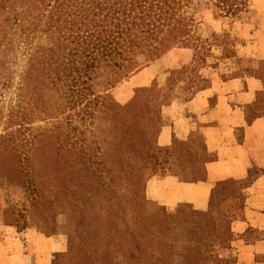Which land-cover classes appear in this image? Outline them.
I'll list each match as a JSON object with an SVG mask.
<instances>
[{"label":"rangeland","instance_id":"obj_1","mask_svg":"<svg viewBox=\"0 0 264 264\" xmlns=\"http://www.w3.org/2000/svg\"><path fill=\"white\" fill-rule=\"evenodd\" d=\"M98 1V4L64 6L37 4L35 14L39 27L25 36L20 35L21 40L17 39L19 32L11 34V49L4 51L1 58L6 62L3 70L9 80L0 86V198L7 204L4 220L10 223L14 219L16 201H22L21 206L29 209V199L34 195L43 216L33 218L29 210L21 216L46 229L56 227L66 235L67 244L69 230L75 225L67 226L66 210L56 206L57 178L64 181L69 190L66 194H71L75 200L70 211L77 222L81 206L76 200L82 193L92 208H99L97 198L106 192L112 200L116 195L120 197L122 170L135 168L138 174L135 193L146 201L141 208L142 215L149 223L162 215L161 207L146 198L143 183L148 160V148L144 145L148 143L149 148L153 147V139L145 132H127L133 127V123L126 120L128 117H142L156 127L162 104L206 84L207 77L201 78L203 70L214 71L223 80L254 75L264 82V59L260 54L264 38V0L231 4L237 10L227 14L223 4H211L207 0H179L178 4H157L159 0H146L141 4L136 0L135 4H115L114 7L105 4L106 0ZM127 10L144 24L135 34L140 51L123 61L122 69L108 72L102 68L100 47H96L94 53L98 61L88 68L94 74L86 85L77 84L82 74L75 71L74 61L90 63V49L83 48L75 56L76 34L79 37L86 34L87 22L102 25L106 16H118ZM51 21L54 29L48 30L46 24ZM170 27H175V31L166 37L164 48L152 49L154 36L159 38ZM32 60L37 66L33 73L41 82L25 86L20 78ZM151 65L158 71L153 79L149 70H144ZM77 67L82 70L84 64ZM80 87L91 95L75 99L73 91ZM248 112L249 117L264 114V90L256 94ZM175 156L180 158L184 154L175 151ZM177 171L186 180L202 177L197 166ZM24 178L26 183L22 184ZM224 186L232 194L236 193L234 185ZM192 212L195 211L179 210L177 215L179 218L181 213ZM207 212L201 216L187 214L184 218L189 223L199 221L205 231L210 230L204 241L206 245L220 238L219 247L212 254L208 252L212 255L208 264H221L214 261L213 254L217 249L226 248L231 239L227 229L230 211L220 205V200H215ZM87 220L86 230H90L95 220L92 217ZM194 231L195 238L199 237L195 228ZM59 258L57 254L54 264ZM60 262L62 264L63 259Z\"/></svg>","mask_w":264,"mask_h":264},{"label":"crops","instance_id":"obj_2","mask_svg":"<svg viewBox=\"0 0 264 264\" xmlns=\"http://www.w3.org/2000/svg\"><path fill=\"white\" fill-rule=\"evenodd\" d=\"M260 50L264 59V38ZM144 70H149L150 79L158 74L155 65ZM202 74L207 77L203 87L159 107L156 127L142 117L126 119L133 123L127 132H145L153 139V147L146 151L145 196L161 207L169 228L177 227L179 210L205 213L211 202L220 200L231 212L227 227L231 239L226 248L214 252V261L264 264V114L249 117L248 112L264 82L254 75L223 80L214 71ZM175 151L184 156L178 158ZM196 166L202 177L195 181L181 178L177 171ZM228 183L236 188L235 194L224 186ZM37 185L40 189V181ZM16 203L9 223L4 220L7 204L0 198V264H54L57 254L66 251V235L21 216L28 210L33 218L42 214L34 195L29 209L21 206L22 201ZM64 213L66 225L73 227L72 211ZM161 249L171 258L191 255L189 244L174 233L162 239Z\"/></svg>","mask_w":264,"mask_h":264},{"label":"trees","instance_id":"obj_3","mask_svg":"<svg viewBox=\"0 0 264 264\" xmlns=\"http://www.w3.org/2000/svg\"><path fill=\"white\" fill-rule=\"evenodd\" d=\"M145 1L140 0V3L144 4ZM207 1L211 4H223L225 6L223 10L226 14L237 10V8H232L231 4L244 3V0ZM98 3V0H0V47H2V51L0 52V86H4L9 81L5 75V70H3L6 62L1 58H4V51L11 49L10 35H14L17 31L19 32L17 39L21 40V36H25L26 33L34 31L35 28L39 27V22L36 21L37 15L35 14L37 4H63L64 6V4ZM104 3L111 4V7H114L115 4H135L136 0H130L128 3H123L120 0H106ZM178 3L179 0H159L157 2V4ZM143 26V22L139 21V18L133 15L131 10H127L118 16H106L102 25H98L95 22H87L86 34L82 35V37L76 34V37H74L76 46L75 56L80 54L83 48L90 49L88 56L90 63L85 65L82 61H74L75 71L82 74L78 76L77 84L86 85V82L90 80V75L94 74L93 70L88 68L98 61L96 53H94V51H97L96 47H100L102 68L108 72L122 69V62L129 60L135 51H140L135 34L136 31L140 32ZM46 28L48 30L54 29L52 21L46 24ZM174 31L175 27H170L159 38L154 36L152 49L164 48L166 37ZM176 31L180 32L179 29ZM32 62L33 60L24 76L20 78L22 85H36L34 83L41 82L39 76L33 73L37 66ZM82 64H84V69L77 70V65ZM79 89L75 88L73 91L75 99H84L85 96L91 95L90 93H85L87 89L83 87ZM144 146L149 148L148 143ZM139 160H141L140 157ZM122 171L123 183L121 189L123 192L120 197L116 198V195L115 199L112 200L108 196V192H106L100 199L97 198L99 208H92L88 204L87 199H85L84 193L76 200L78 201V206H81L80 210H78L81 221L78 220L75 226L69 230L67 250L59 254V259L61 261L63 259L62 264H71L70 262L73 264L210 263L212 255H209L208 252L212 254L215 248L219 247L220 243H222L220 238H216L215 241L214 239L211 240L212 245H206L205 242L209 237L210 230L208 229V234H206L207 231H205L203 223L199 226V221L189 223L184 218L187 214L190 216L193 214L201 216L208 212L181 213L178 225L175 228H169L166 225L163 215H158L149 223L141 213V208L145 205L146 201L141 195L138 196L135 193L138 184V174L135 168ZM82 186L80 187L83 190ZM54 189L56 193V206L59 209L61 208L62 211L73 210L75 200L71 194H68L69 190H67L61 178L56 179ZM66 192L68 193L66 194ZM84 207H87V209ZM90 210L93 212L92 214ZM230 215L231 212H229V217ZM87 217H92L95 220L94 226L91 227L93 229H90L92 232L86 230ZM194 228L200 234L197 238H195ZM169 233H174L181 241L189 244L191 249L190 256L171 258L163 254L161 249L162 239ZM227 234L228 232L225 233V235ZM60 260L59 262L57 260L56 264H61Z\"/></svg>","mask_w":264,"mask_h":264}]
</instances>
